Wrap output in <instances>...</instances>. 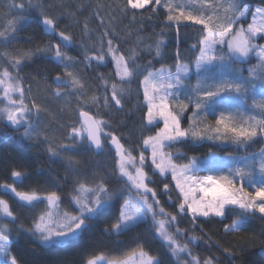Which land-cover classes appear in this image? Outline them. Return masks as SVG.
Returning a JSON list of instances; mask_svg holds the SVG:
<instances>
[{"label":"snow or ice","instance_id":"1","mask_svg":"<svg viewBox=\"0 0 264 264\" xmlns=\"http://www.w3.org/2000/svg\"><path fill=\"white\" fill-rule=\"evenodd\" d=\"M261 3L264 4V0ZM241 4L242 0H124L123 4L112 7L110 21L116 19V11L121 17L130 15L134 21L138 10L155 13L162 9L165 26L174 24L177 32L182 22L201 26L198 42L191 46L193 58L183 60L177 48L174 66L161 64L159 68L153 67L151 60L146 64L137 63L140 52L145 50L140 47L145 44L143 39L125 54L114 43V30L105 27L96 38L86 20L84 35L96 51L90 53L81 42L84 61L91 66L94 61L100 64L111 57L115 75L119 78L118 82L109 84L101 75L103 96L92 95L86 100L83 99L87 97L85 81L72 70L77 59L68 52L75 43L74 38L67 30H59L61 17L75 18L85 5L68 11L63 0H58L55 5H49V9L56 7L61 10L57 16L45 10L43 0H20L9 5L12 18L0 24V123L4 125L0 132L6 135L5 128L10 127L14 132L23 128L22 139L33 144H47L50 159L59 158L64 162L66 176L71 175L73 183L67 200L71 211L61 207L62 195L56 190L41 194L36 190L18 191L14 184H0V189L13 194L22 210L33 213L44 205L38 214L31 215V224L25 228L22 223L17 224L18 217L8 200L0 197V264H20L10 251L14 243L13 230L16 239L24 234L34 239L42 249L72 246L116 205H119L118 215L110 227L104 228V233L119 237L150 221L153 233L167 251L170 264H218V258L214 256L202 259L193 255L190 245L201 237L188 235L183 242L177 239L187 235L186 230L179 227L178 216L181 214H190L193 221L222 218V222L229 216L234 217L230 223L224 224L225 233L244 230L250 218L257 214L264 219V148L258 152L247 151L250 144L264 138V44L255 43L258 37L264 39V6L253 10ZM104 7V4L96 3L93 13L101 25L105 23L101 15ZM29 11L39 12L37 21L49 40L34 49L8 51L15 34L32 22V17L26 14ZM249 13L251 22L244 27L240 22ZM190 25L184 24L185 27ZM54 36L59 38V42L53 43ZM165 46L163 39H157L154 44H147L146 50L154 52V58L162 59V48ZM253 54L257 63L246 69L248 77H244L245 69L234 68L233 64L246 63ZM38 55L63 68L53 78L55 88L51 95L57 99L64 97L69 112L72 111V97L77 99L78 105L91 103L99 107L102 103L104 108H122V98L130 92L125 85L143 77L139 85L147 105L144 127L157 130L146 136L142 133L138 157L114 133L105 131L108 120L102 116H91L83 110L80 111L83 118L80 127L68 125L70 131L64 137L67 142L49 139L42 134L39 119L41 113L48 112V109L35 100L26 102L24 77L20 76L27 62ZM193 74L196 83L189 85L186 81ZM257 88L261 96L259 100L256 99ZM189 110V124L184 128L180 115ZM210 114L215 116L214 125L204 123ZM161 121L163 127H159ZM188 139L231 143L245 152L241 156L229 153L228 160L223 161L217 160L210 150L209 155L199 163L195 156L188 157L187 163H177L176 160L182 159L185 154L166 149ZM106 140H110L108 150L114 151L113 166L108 170H94L91 182L82 179L81 161L76 154L91 151L100 155L105 150ZM146 152L150 155L146 156ZM149 160L150 164L147 163ZM224 168H227V174H219ZM201 171L217 174L201 176ZM169 175L179 198L175 214L161 205L157 190L150 186L154 183L153 176L166 179ZM11 177L14 181L26 178L24 173L16 170L11 172ZM237 181L240 182L239 187ZM245 182L247 188L253 191L247 190ZM163 190H169V183L163 184ZM261 235H264V230ZM223 251L230 259L234 255L228 248ZM259 255L264 260V240H261ZM106 257L107 254H101L89 258L86 264H163L160 258L145 251L141 244L125 259Z\"/></svg>","mask_w":264,"mask_h":264},{"label":"trees","instance_id":"2","mask_svg":"<svg viewBox=\"0 0 264 264\" xmlns=\"http://www.w3.org/2000/svg\"><path fill=\"white\" fill-rule=\"evenodd\" d=\"M20 0H0V24L6 23L7 19L12 18L9 14V5L19 3ZM58 0H43L45 10L53 16L59 15L60 9L49 5H55ZM102 3L105 7L101 10V15L104 17L105 23L101 25L93 15L96 3ZM68 11H75L77 7L84 4L85 7L82 11L78 12L75 18L64 16L59 21V30H67L73 38L75 43L72 45L68 52L70 55L75 56L77 63L73 66L72 70L76 72L84 81L87 88L88 99L92 95L104 94V87L102 81L99 79L101 75L109 81H117L119 78L115 75V65L111 62V57H107L103 63H96L95 61L91 66L83 59V53L80 49L81 42L88 47L90 53H95L96 48L88 42L87 37L84 35V23L87 20L89 30H91L95 37L98 38L103 28L110 27L114 30L113 40L120 48L122 53H127L130 48L137 45L138 40L145 41L141 48H145L140 52L137 63L146 64L152 61L155 68H159L161 64L174 66L175 54L179 48L181 58L189 61L194 56V50L191 48L193 44L198 42L201 26H191L189 22H182L177 32V26H165V12L159 10L152 12L150 10H138L135 20L133 21L129 16L121 17L119 11L114 14L115 20L110 21V13L112 7L117 4H123L124 0H63ZM242 5H247L251 9L264 6L261 0H242ZM149 7V6H148ZM32 17V22L28 24L22 31L15 34L12 44L8 46V51L14 50H28L34 49L38 45H43L49 40V37L44 34L42 27L37 21L39 15L38 11H29L26 13ZM251 21V14L245 21H241L244 27ZM184 24L190 26L185 27ZM157 39H163L165 47L162 48L163 58H154V52L149 53L146 50L147 44H154ZM53 43L59 42L58 37L52 38ZM258 43L264 44V39H259ZM198 51V49L196 50ZM257 61L251 63L255 64ZM243 63H234V68H242ZM194 69V68H193ZM244 69V67L242 68ZM63 71L62 67H58L51 59H45L42 56H36L32 61L27 64L20 71V76L24 77V87L29 90L31 100L36 103L44 105L48 112H42L39 119V129L42 134L47 135L49 139L67 142L64 137L70 130L69 124L76 127L79 126L80 111L88 112L94 117L102 116L109 121L108 127L105 129L107 132L114 133L120 138L121 143L125 147L133 149V155L139 156L140 146L142 145V133L144 136L154 134L156 128H145L147 105L143 97V89L139 85L142 76L133 79L130 85L125 87L130 88V92L122 98V108L110 107L104 108L97 107L91 103H82L78 105L75 97L71 98L72 111L66 110V103H60L56 97L51 95L55 85L52 84L53 78L57 73ZM243 76L247 77L246 70ZM194 74L188 81L189 85L194 84ZM256 99H261L259 91H257ZM251 96L252 93H249ZM64 104V105H63ZM251 104V99L248 100ZM254 114V113H253ZM191 115V110L184 112L180 116L181 126L188 127V117ZM36 122L35 120L33 121ZM205 124H215V116L208 115L204 121ZM203 126V125H202ZM159 127H163L160 123ZM0 128H4L3 123H0ZM4 132H0V184H14L18 191H32L36 190L41 194L47 191L56 190L62 195V208L68 207V192L71 190L73 177L66 176V168L64 162L59 158L50 159L47 152V144H33L28 140L22 139L21 133L14 132L12 129L5 128ZM110 140L105 141V150L102 154L97 155L94 152L86 151L76 154V158L81 161V178L87 179L91 182L92 173L96 169L108 170L113 166L112 157L114 151H109ZM264 148V138H258L255 143L248 146V152H258ZM167 151L176 152L179 150L184 153L182 159H177V163H187L188 157L195 156L198 162L202 161L206 156L211 153L215 154L217 159L229 158L228 154L232 153L233 156L244 155L245 150L238 148L231 143H222L213 140H200L192 141L185 140L183 143L175 144L172 148L166 149ZM146 156L150 153L146 152ZM150 164V160L147 162ZM13 170L20 171L25 174L22 181L17 182L11 177ZM151 172L148 168L145 169ZM207 172V171H205ZM154 183L150 185L157 190V198L160 200L161 205L169 212L174 214L177 211L176 205L179 202L177 191L174 188V182L171 181L170 175L165 179L159 176L152 177ZM169 183V190H163V184ZM0 197L8 200L10 207L14 214L18 217L17 224L22 223L25 228L31 224V215L38 214L44 205H40L33 213L22 210L13 194L0 189ZM123 203V200L120 201ZM119 205L106 212L101 216L94 226L84 233L83 237L74 245L67 247H53L50 249H42L38 247L34 239L21 234L16 239V232L13 230L12 238L14 243L11 246V253L15 255L20 261V264H86V260L107 254V259L119 258L125 259L136 249L138 244L144 246V250L150 255L158 257L163 261V264H170L169 257L162 241L156 237L151 229V222L142 224L133 232L126 233L119 237L105 234L104 228L110 227L111 223L115 222L118 215ZM234 217L229 216L228 219L222 218H199L195 221L192 220L191 215L178 216V223L181 229L186 230L187 235L181 237L179 240L183 242L187 239L188 235H195L201 239L195 244H191L190 248L193 255L207 258L214 256L218 258V264H264V260L259 255L261 240H264V235H261L264 230V219L257 214L250 218V222L245 226L244 230L238 233H225L224 224H228ZM7 222V221H5ZM15 228V226H12ZM228 248L233 252V257L230 259L223 251Z\"/></svg>","mask_w":264,"mask_h":264},{"label":"rangeland","instance_id":"3","mask_svg":"<svg viewBox=\"0 0 264 264\" xmlns=\"http://www.w3.org/2000/svg\"><path fill=\"white\" fill-rule=\"evenodd\" d=\"M146 7H148V6H146ZM248 17V16H247ZM247 19V18H246ZM246 19H243V20H241V21H245ZM251 22V21H250ZM190 23V22H189ZM240 25L238 24L237 25V27H239ZM260 38L258 37L257 38V40L255 41V43H257V44H260V43H258V40H259ZM254 61H257V59L255 58V56H254V54L252 55V56H250L248 59H247V62L246 63H243V67H244V69L246 70L247 68H249V67H252L253 65H255V64H253V65H251V63L252 62H254ZM242 67V68H243ZM238 68H239V66H238ZM195 72V69H193V73ZM246 74H247V77H248V72H247V70H246ZM194 77L196 78V76L194 75ZM186 83H188V81H186ZM196 83V79L194 80V84ZM189 84V83H188ZM26 89V102H30L31 101V99H30V95H29V90L27 89V88H25ZM257 91H259V88H257ZM182 99H183V97H181ZM57 99V98H56ZM0 100H2V97H0ZM60 103H66V100H65V98L64 97H61V98H59V99H57ZM64 105V104H63ZM177 112H178V110H176ZM216 115H219V113H217ZM181 116V115H180ZM35 120V119H34ZM33 120V121H34ZM79 120H80V122H81V117H80V115H79ZM160 123H162L163 124V122L161 121ZM78 127H80V123H79V126ZM23 128H21L20 130H22ZM70 131V130H69ZM217 160H223V161H227L228 160V158H221V159H217ZM199 163V162H198ZM208 174H213V175H216L217 173H209V172H205V171H201V172H199V175H201V176H203V175H208ZM219 174H221V175H226L227 174V168H224L223 169V171L221 172V173H219ZM18 182H20V181H18ZM240 186V182L239 181H237V187H239ZM245 186H246V188H247V184H246V182H245ZM247 190L248 191H253V189H251V188H247ZM174 230V229H173ZM181 237H177V239H180ZM195 244V243H194Z\"/></svg>","mask_w":264,"mask_h":264},{"label":"water","instance_id":"4","mask_svg":"<svg viewBox=\"0 0 264 264\" xmlns=\"http://www.w3.org/2000/svg\"><path fill=\"white\" fill-rule=\"evenodd\" d=\"M89 115H91V114H89ZM92 116V115H91ZM83 118L81 117V120H82ZM10 193V192H9Z\"/></svg>","mask_w":264,"mask_h":264},{"label":"crops","instance_id":"5","mask_svg":"<svg viewBox=\"0 0 264 264\" xmlns=\"http://www.w3.org/2000/svg\"><path fill=\"white\" fill-rule=\"evenodd\" d=\"M241 6L243 7V5L241 4Z\"/></svg>","mask_w":264,"mask_h":264}]
</instances>
